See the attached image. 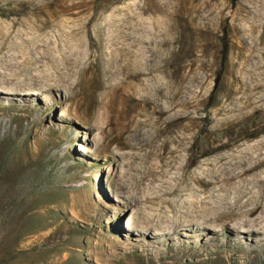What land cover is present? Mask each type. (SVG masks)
<instances>
[{
	"label": "rangeland",
	"instance_id": "374dc122",
	"mask_svg": "<svg viewBox=\"0 0 264 264\" xmlns=\"http://www.w3.org/2000/svg\"><path fill=\"white\" fill-rule=\"evenodd\" d=\"M4 54L72 95L0 92V264H264V0H0Z\"/></svg>",
	"mask_w": 264,
	"mask_h": 264
},
{
	"label": "bare ground",
	"instance_id": "6f19581e",
	"mask_svg": "<svg viewBox=\"0 0 264 264\" xmlns=\"http://www.w3.org/2000/svg\"><path fill=\"white\" fill-rule=\"evenodd\" d=\"M140 8V7H138ZM141 9V8H140ZM139 9V10H140ZM143 9V8H142ZM141 11V10H140ZM135 29V28H134ZM137 31V30H136ZM136 36V33L135 35L133 36V34H131V32L129 34L126 35L125 39H134V37ZM138 36V34H137ZM132 42V41H131ZM17 52V51H16ZM21 52V51H20ZM12 53V52H11ZM22 53V52H21ZM45 53L44 51H41L40 50V56L41 58L45 56ZM48 54V53H47ZM22 55V54H21ZM19 56V55H18ZM47 56V55H46ZM45 56V57H46ZM21 57V56H20ZM23 57V56H22ZM2 63L3 66H2V70H0V75L3 77V83H4V86H0V92H6V93H20V92H34V91H37V90H45V91H49L51 89H65V91L67 92V96H70L72 95V85H70V83L66 82V80H60V81H55V82H50V81H46L44 83H47V84H38L37 81L33 80V81H29V83H24V82H21V81H15L14 83H11L12 80L14 79L13 78V75L15 76V74L18 72V69H17V72L15 73V68L16 67H19L20 65V60L18 61L16 59V57L13 55H6L4 54V57L2 58ZM23 64V63H22ZM26 66V65H25ZM24 67V66H23ZM22 68V67H21ZM23 72V71H22ZM39 72V71H38ZM37 73V72H36ZM47 73V72H46ZM25 74V73H24ZM39 74H41L40 72L36 75V76H39ZM44 74V73H43ZM48 74H49V71H48ZM35 75V74H34ZM33 75V76H34ZM50 75V74H49ZM42 74L39 76L41 77ZM44 77V76H43ZM48 77V76H46ZM45 77V78H46ZM37 78V77H36ZM50 78V76H49ZM47 78V79H49ZM35 79V78H34ZM43 79V78H42ZM52 79V78H51ZM32 80V79H31ZM41 80V79H39ZM38 80V81H39ZM46 80V79H45ZM53 80V79H52ZM51 80V81H52ZM10 83V88H7V85ZM43 83V82H42ZM243 166V168H241ZM240 168V171L245 169V168H253V163H249L247 164L246 166V163L245 162H239V164H231L230 165V170L228 171L229 173H232L233 175L236 173L235 172V169H238ZM239 198H235L234 201H231V205L234 206L235 204H237L239 202ZM262 196L259 195V198L253 202V203H250V205L248 206L246 212H249L250 215H252L253 213H255L257 211V209L261 208L262 207ZM203 213V212H202ZM196 214V213H195ZM198 214V213H197ZM184 216V215H183ZM186 216L189 217V219H184L185 221H188L190 224H192L193 221H190L191 220H195L197 217L196 215H193V214H187ZM198 216V215H197ZM237 218H235V224L232 225V227L236 228L237 230H246V231H257V230H262L264 229V218H257V219H251V220H248L249 218L246 217L245 215L243 214H237L236 215ZM200 217V216H198ZM205 217V216H204ZM213 217H215L213 215ZM217 218V217H216ZM182 219V218H181ZM200 219V218H199ZM206 220V219H204ZM172 221V220H171ZM174 219H173V223H174ZM177 221V220H176ZM175 221V222H176ZM197 222V221H196ZM195 222V223H196ZM187 223V224H189ZM199 223V222H198ZM202 223V222H201ZM205 223V222H203ZM169 225V224H168ZM167 225V226H168ZM172 225V224H171ZM179 225H186L183 220H178V222H176V224L172 225L171 227H174L172 230H176V226ZM166 229V228H165ZM163 228V230H165ZM166 231V230H165ZM170 231V230H169Z\"/></svg>",
	"mask_w": 264,
	"mask_h": 264
},
{
	"label": "trees",
	"instance_id": "16d2710c",
	"mask_svg": "<svg viewBox=\"0 0 264 264\" xmlns=\"http://www.w3.org/2000/svg\"><path fill=\"white\" fill-rule=\"evenodd\" d=\"M14 204V203H13ZM16 204V203H15Z\"/></svg>",
	"mask_w": 264,
	"mask_h": 264
}]
</instances>
